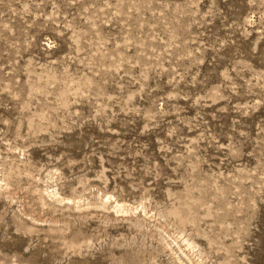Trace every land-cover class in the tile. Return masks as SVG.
<instances>
[{
	"label": "rangeland",
	"instance_id": "374dc122",
	"mask_svg": "<svg viewBox=\"0 0 264 264\" xmlns=\"http://www.w3.org/2000/svg\"><path fill=\"white\" fill-rule=\"evenodd\" d=\"M0 264H264V0H0Z\"/></svg>",
	"mask_w": 264,
	"mask_h": 264
},
{
	"label": "bare ground",
	"instance_id": "6f19581e",
	"mask_svg": "<svg viewBox=\"0 0 264 264\" xmlns=\"http://www.w3.org/2000/svg\"><path fill=\"white\" fill-rule=\"evenodd\" d=\"M47 192V191H46ZM54 194V193H53ZM48 195L50 196V194L48 193ZM55 195V194H54ZM109 196V195H108ZM117 201V200H116ZM105 205V204H104ZM116 205H117V207L118 208H123L124 207V204H121V203H118V202H116ZM126 206V205H125ZM118 210V209H117ZM119 212V211H118ZM186 242V241H185ZM189 244V243H188ZM189 256V255H188Z\"/></svg>",
	"mask_w": 264,
	"mask_h": 264
}]
</instances>
